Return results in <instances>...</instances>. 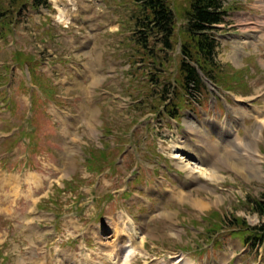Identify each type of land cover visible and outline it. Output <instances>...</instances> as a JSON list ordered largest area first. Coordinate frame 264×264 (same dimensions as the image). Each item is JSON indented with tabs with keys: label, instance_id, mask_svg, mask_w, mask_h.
<instances>
[{
	"label": "rangeland",
	"instance_id": "1",
	"mask_svg": "<svg viewBox=\"0 0 264 264\" xmlns=\"http://www.w3.org/2000/svg\"><path fill=\"white\" fill-rule=\"evenodd\" d=\"M48 1L14 12L11 36L0 27V264H111L124 252L133 264H264L229 229L205 233L233 215L261 224L248 200L264 192V2L220 0L215 59L239 82L173 92L174 120L150 112L158 89L129 72L131 0ZM190 3L168 0L177 32ZM114 227L117 249L98 233L106 241Z\"/></svg>",
	"mask_w": 264,
	"mask_h": 264
},
{
	"label": "trees",
	"instance_id": "2",
	"mask_svg": "<svg viewBox=\"0 0 264 264\" xmlns=\"http://www.w3.org/2000/svg\"><path fill=\"white\" fill-rule=\"evenodd\" d=\"M8 1L9 3L5 5L3 0H0V22L6 21L14 12L21 15L28 6L35 9L42 6L49 7L47 0ZM131 1L136 7V12L131 20L136 52L133 58L135 62L130 64L132 77L147 74L149 83L153 84L155 88H160L161 91L160 97L156 101V107L150 109V112L155 113L165 106L168 115L170 114L173 118L177 116V108L174 109L167 103L173 87V83L168 80L173 74L169 71V68L173 66L170 53L176 48L178 36L182 42L181 59L175 80L182 92L199 91L202 86L201 74L218 86L224 83L228 87L229 82H238L237 75L230 77L224 74L223 68L215 59L217 43L212 33L216 30V26L224 23L227 15L220 0H191L190 7L185 13L186 24L179 32L176 28V16L167 0ZM138 62L142 63L141 68L136 66ZM229 77L231 81H228ZM228 88L233 89L232 86ZM149 97L152 98V95L148 96L150 100ZM104 131L109 132L108 126ZM261 197V200L249 199L248 206L253 213L264 219V192ZM215 217H217L216 214ZM228 224L232 234L244 238L246 244L252 243L254 247H264V223L258 227H251L246 220L234 215ZM220 229L215 224L208 230V235L212 236Z\"/></svg>",
	"mask_w": 264,
	"mask_h": 264
},
{
	"label": "bare ground",
	"instance_id": "3",
	"mask_svg": "<svg viewBox=\"0 0 264 264\" xmlns=\"http://www.w3.org/2000/svg\"><path fill=\"white\" fill-rule=\"evenodd\" d=\"M261 2H264V0H262ZM264 5V4H263ZM253 32V31H252ZM57 115V114H56ZM191 155V154H190ZM190 165L191 164H189V167H190ZM188 166H182V168L185 170V168H187ZM191 168V167H190ZM190 168H188V169H190ZM199 169V171L200 172H202V174L203 175H206V177H208L209 175H208V173H205V171H204V169H202V168H198ZM190 170H192V169H190ZM130 229H132V228H130ZM114 230L116 231V232H114V234L112 235V236H110V237H107L106 238V241H104L103 239H102V236H101V233H100V231L98 232L99 233V237L101 238H99L100 239V242H101V244L102 245H106V246H108V247H110V248H114V249H117V248H115V244L117 243V240H118V237H120L119 235H118V237H117V234H119V232L117 231V229H116V227H114ZM123 238V239H122ZM122 238L120 237V240L118 241V244H122L121 246H120V248L121 247H123V243H124V237L122 236ZM131 240V239H130ZM132 241V240H131ZM115 243V244H114ZM127 245H129L128 247H127ZM139 245L141 246V247H143V241L142 242H140L139 243ZM118 246V245H117ZM125 246H126V248L125 249H128V248H133V247H135V243H134V245L133 246H131V244H130V242L128 241L126 244H125ZM121 251L120 250H118V254L120 253ZM135 254V253H134ZM121 256L123 257V259L125 260V263H127V262H130V261H128V253H126V252H124L122 255H121V253H120V255H119V257H120V259H121ZM118 256H115L114 255V258H113V256L112 255H110V257H109V261H110V263L111 264H114V261H115V259L117 260V258H119ZM107 262V261H106ZM105 262V263H106ZM184 262V261H183ZM182 262V263H183ZM74 263H78V262H74ZM102 264V263H101ZM129 264H133V263H129ZM185 264H190V263H185Z\"/></svg>",
	"mask_w": 264,
	"mask_h": 264
}]
</instances>
